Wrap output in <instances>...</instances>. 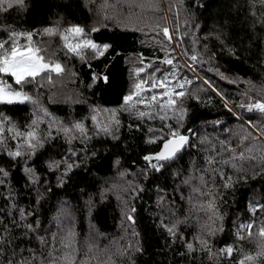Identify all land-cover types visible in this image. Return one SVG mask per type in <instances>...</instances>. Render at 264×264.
<instances>
[{
  "label": "snow or ice",
  "instance_id": "obj_1",
  "mask_svg": "<svg viewBox=\"0 0 264 264\" xmlns=\"http://www.w3.org/2000/svg\"><path fill=\"white\" fill-rule=\"evenodd\" d=\"M126 2L129 8L144 7L143 3H136L135 0ZM28 6L25 0H0V15L13 10L19 15ZM80 6L89 13L94 9L99 13L110 7L106 2L97 7V0H81ZM111 7L114 8L115 5ZM148 7L159 10L160 5L157 0H152ZM193 7H200L199 0H196ZM234 7L247 9V16L252 20L251 30L255 32L259 25L262 30L261 43H264V0H244L243 4ZM104 18H107L106 13ZM128 19L130 20L131 16ZM62 21L63 17H60L51 25L31 30H18L12 24L0 23V29L7 34L6 39H0V106L5 109L19 105L29 107L23 122L13 119L7 111H0V156L6 157L10 162L0 163V199L5 202L0 207V264H90L93 259L96 264H117L107 250H104L106 258L93 256L89 261L80 259L78 249L74 246L76 233L71 226L67 229L64 227V221L72 225L75 220L66 201L59 202L57 215L52 218L56 231L44 226L41 210L52 193L48 174L55 177V187L62 189L68 183L70 173L80 167L81 154L73 146L74 142H79L82 146L80 152L84 156H95L97 153L94 150H88L90 142L104 136L118 143L122 129H126L129 134L140 133L145 145L153 147L144 150L140 157L142 166L133 161L136 167V171L131 173L133 179H125L129 172L118 167L120 159L117 156L113 165L117 166L119 182L109 183L106 180L107 186L99 191V201L92 195L85 201L87 216L91 221L95 211H103V202L107 199L105 193H116V198L120 201L121 217L118 226L124 228L125 232L130 228L132 237L118 248L121 259H126L129 264H136L134 256L143 255L145 252L140 233L135 228L137 208L134 204L136 199L141 198L140 194L146 191L140 179L142 178L143 181H153L156 204L160 209L156 227L163 230L167 249H171L179 240L185 249L180 255L190 258L193 264L198 259V253L204 254L209 260L218 261V264H224L225 261L227 264H260V261L264 260V216L256 228L258 240L254 252H245L239 242L245 240L246 236L252 238L255 220L239 224L234 221L235 240L231 243L225 242L215 251L210 238L224 232V216L218 204L219 192L212 191L218 187L215 180L219 177L225 189L234 186L232 176H226L222 166L230 164L238 173H244L245 166L238 163L237 159L241 162L247 160L251 164L254 177L264 176V124H255L249 119L246 122L248 127L245 128V134L239 136L240 144L236 147L228 138L213 139L210 134H202L196 127H186L190 111V105L186 101L191 98L197 103L205 102L200 95L190 92L186 86L191 85L193 79H203L196 75L195 65L205 62L203 56L208 51L207 44L203 45V51L196 48L198 40L191 30L190 20H184V27L188 31L183 33L180 32L179 26L170 32L166 24L155 25V29L159 30L157 36L162 33L164 37L159 41L160 51L164 56L153 57L145 62L143 54H137V66L134 68L131 87L115 107L89 104L87 99L83 98V92H78L75 97L65 95L62 101H58L54 99V93L49 88V104H87L88 111L82 118L69 115L67 119L52 113L42 97L46 95V85L55 86L57 80L69 73L70 69L66 60L56 58V52L45 55L47 47L41 48L37 45L34 36L59 37L60 50L66 58H80L84 61L87 60L86 50H91L95 58L104 56L111 45L97 43L90 38L92 32L98 31L95 24L64 25ZM195 27L200 26L197 24ZM190 35L193 37L191 54L183 47V38ZM175 36H180L181 40L176 41ZM22 38L24 43H20ZM216 38L230 54L239 58L237 50L225 44L222 34H217ZM177 48L180 49L177 55L186 56L187 60L182 62L176 55L170 54L176 53ZM215 56L214 52L208 54V60H213ZM156 61H159L160 65H167L168 69L158 66ZM260 64L264 67V48L261 49ZM88 67L91 69V64ZM185 69L192 71L193 77H188ZM210 70H215L222 79H229L220 73L219 69ZM237 79L230 82L236 83ZM98 80L108 83L109 76L92 72L87 87L92 89ZM203 83L207 89L220 97L225 109L242 119L235 108L229 107L232 102L223 92L208 80ZM247 83L255 89L252 81ZM157 88L160 89L159 92L154 91ZM250 91L241 93V101L235 107L264 114V98H258L264 96V86L256 97L249 94ZM207 102H211V97H207ZM123 117L127 118L126 124ZM157 120L162 125L159 128L154 126ZM88 121L91 122L90 126ZM202 123L223 127L220 120ZM243 123L242 121L241 127ZM223 131L235 135L231 129L225 128ZM187 148L205 153L202 167L196 166L195 157L192 158L190 168L179 166L178 162L183 159ZM225 153L228 154L227 158ZM42 156H46V160L43 170H39L34 167V158ZM16 168L23 173V182L19 187L14 186L12 182L11 169ZM161 177L163 183L159 182ZM169 177L172 178V184L168 183ZM238 179H247V176H238ZM185 188L188 189L187 195ZM25 198L28 203H21ZM248 208L253 213L259 210L264 214V203L259 201L249 202ZM193 221L198 231L188 239L180 229L182 225ZM90 228L95 231L94 225L90 224ZM94 247V244H89V251Z\"/></svg>",
  "mask_w": 264,
  "mask_h": 264
},
{
  "label": "trees",
  "instance_id": "obj_2",
  "mask_svg": "<svg viewBox=\"0 0 264 264\" xmlns=\"http://www.w3.org/2000/svg\"><path fill=\"white\" fill-rule=\"evenodd\" d=\"M29 6L26 10L21 11L19 15L13 10L10 13L0 15V23L12 24L17 29L31 30L33 28L40 29L44 26L55 23L60 17H63L62 23H81L89 26L95 24L98 31L92 32L90 38L97 43H109L111 47L105 52L104 56L93 58L91 50H86L87 60L80 58H66L60 50L61 41L59 37L34 36V41L41 48L47 47L48 51L45 55L56 52V58L67 63L70 69L61 79H58L55 86L46 85L44 91L46 95L42 97L43 102L49 110L56 116L61 118H69V115L76 118H82L88 111L87 104H73L71 106L64 103L49 104L47 101V92L51 88L54 93V99L62 101L65 95L76 96L78 92H83L84 99L89 104H98L101 106L115 107L122 97L131 87L134 79V68L137 66V54H143L145 62L153 57H163L164 53L160 51L159 41L163 40L162 33L157 36L158 29H155L157 23L167 25L172 32L179 26L181 33L188 31L184 27V20L187 18L191 23V30L195 33L198 40L196 48L203 51V45H208V51L203 56L204 63L195 65L196 75L203 79H193V83L188 85L190 92L200 95L203 104L197 103L189 98L186 103L190 105L188 120L186 127H196L199 132L208 133L214 139H230V143L236 147L240 144L239 136L245 134V128L248 127L247 121L251 119L255 124H264V114L253 110L249 112L245 109L236 108L235 105L241 101V93L250 91L249 94L254 97L264 86V67L261 66V49L264 43H261V29L257 25L256 31L251 30L252 20L247 16V9H240L234 5L244 3V0H199L200 7H193L196 0H157L160 7L159 10H153L148 7L152 0H135L136 3H143L144 7L129 8L126 0H97V7L105 2L110 5L109 8L100 11L94 9L89 13L87 9L81 5V0H25ZM115 5V7H111ZM174 5V6H173ZM105 13L107 18L105 19ZM129 16L131 19L129 20ZM199 28H196V25ZM127 25V27H125ZM140 28L142 31L135 29ZM155 29V30H153ZM217 34H222L225 44L234 47L237 50V56L230 54L227 49L216 38ZM251 37V39H250ZM7 34L0 29V39H6ZM192 36L183 38V47L191 54ZM175 40H181L180 36H175ZM20 43H24L23 38ZM175 46V43L172 45ZM216 53L213 60H208V54ZM180 49L177 48L176 55L183 62L187 57L177 55ZM191 63V61H188ZM157 65L163 69H168L167 65ZM91 64V69L88 65ZM210 69H219L229 79H222L215 71ZM92 72L105 74L109 76V82L98 80L92 89L87 87L90 82ZM184 72L188 77H193V72L185 69ZM71 73H75L72 75ZM143 75V74H141ZM159 75V74H158ZM237 77L239 79H237ZM6 78V77H5ZM237 79L236 83L230 82ZM208 80L220 92H223L230 103L229 107L235 108L242 119L233 116L227 109L223 107V103L215 92L207 89L203 81ZM252 81L255 89L247 81ZM154 91L159 92L157 88ZM207 97H211V102H207ZM258 98H264L260 96ZM0 111H7L13 119L23 122V117L28 113L29 107L9 106L7 109L0 106ZM125 124L127 118L123 117ZM220 120V125H212L211 123H202ZM243 123V127L241 124ZM89 126L91 122H87ZM155 127L162 125L157 120ZM231 129L235 135L226 133L223 129ZM76 151L81 154L80 167L70 173L68 183L62 189L55 187V177L48 174V178L52 183V193L44 203L41 210V219L45 227L56 231L55 221L52 219L57 215L59 202L64 200L72 211L75 220L74 224L69 225L64 221V227L69 226L76 233L75 247L78 249L80 259L89 261L90 257L106 258L105 251L112 254V258L117 264H129L126 259H121L118 248L125 245L128 240L132 239L131 230L125 232L124 228L118 226L120 223V201L116 198L115 192L105 193L107 199L103 202V211H95L94 218L89 219L86 211L85 201L89 195L99 201V191L106 187L105 181L119 182L120 178L117 173V166L113 165V161L119 156L121 170L127 169L129 174L125 179H133L132 172L136 171L133 161L136 165H143L140 157L144 154V150L148 147L145 145L143 137L140 133L129 134L126 129L121 130L120 141L114 142L108 137L100 136L93 139L88 145V150H94L95 156H84L80 152L81 145L74 142ZM219 144L217 143V151ZM205 153L191 148L184 151L183 159L178 162L179 166L190 168L192 158L195 157L196 166L204 165ZM227 153L224 154L227 158ZM247 155V153H246ZM46 156L34 158V167L43 170ZM245 166L244 173H238L237 169H233L230 164H224L223 170L225 175H231L234 186L225 189L222 187V181L219 177L215 183L218 187L213 188V193L219 192L218 204L221 213L224 216L223 226L224 232L218 233L215 237L210 238L214 251L223 246L225 242H233L235 240V228L233 222H249L255 220L253 225V236L251 239L245 238L240 241L239 245L243 247L245 252L256 251V228L264 216L257 210L253 213L249 210V202L259 201L264 203V176H253L251 164L249 161H239ZM0 163H10L6 157L0 156ZM259 163V161H257ZM175 167V165H174ZM12 182L14 186L19 187L23 182V173L19 168L11 169ZM43 174V173H42ZM198 175V173L196 174ZM247 176V179H238V176ZM146 191L140 194L141 198L134 201L137 208L136 213V230L140 233L141 243L145 247L143 255H135L136 264H193L192 260L184 253L181 242L178 240L171 249L165 247L166 236L162 229L156 227L157 217L160 209L156 204L155 188L152 180L143 181ZM163 183V177L160 178ZM168 183L172 184V178L169 177ZM188 189L185 188V195ZM254 194V195H253ZM27 204V198L20 201ZM4 201L0 199V207L4 205ZM130 203H132L130 201ZM154 213L156 215H154ZM51 221V223H50ZM90 224L94 225L95 231L90 228ZM86 228V229H85ZM182 232L188 239L198 231L196 223L193 221L188 225H182ZM59 239V238H58ZM89 244L95 247L89 251ZM198 259L195 264H218V261L207 259V257L198 253ZM90 264H96L93 259ZM224 264H227L225 261ZM264 264V260L260 261Z\"/></svg>",
  "mask_w": 264,
  "mask_h": 264
},
{
  "label": "bare ground",
  "instance_id": "obj_3",
  "mask_svg": "<svg viewBox=\"0 0 264 264\" xmlns=\"http://www.w3.org/2000/svg\"><path fill=\"white\" fill-rule=\"evenodd\" d=\"M86 229V228H85Z\"/></svg>",
  "mask_w": 264,
  "mask_h": 264
}]
</instances>
